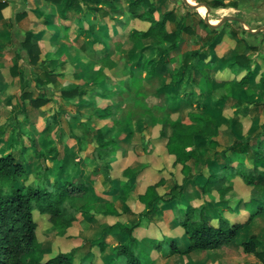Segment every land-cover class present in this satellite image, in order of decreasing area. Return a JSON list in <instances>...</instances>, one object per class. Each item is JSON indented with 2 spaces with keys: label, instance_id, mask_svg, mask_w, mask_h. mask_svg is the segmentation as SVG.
<instances>
[{
  "label": "rangeland",
  "instance_id": "obj_1",
  "mask_svg": "<svg viewBox=\"0 0 264 264\" xmlns=\"http://www.w3.org/2000/svg\"><path fill=\"white\" fill-rule=\"evenodd\" d=\"M155 1L159 11L173 9L177 21L181 19L187 28L182 32L178 50L172 52L176 61L167 63L168 69H172L177 65L181 52L195 49L205 41L209 31L203 20L205 7L188 6L183 0ZM188 1L194 3V0ZM196 1L208 7L210 20L217 21L221 16L234 15L250 21L244 27L256 29L264 25V0H234L237 1V7L217 8H211L207 4L209 0ZM110 2L88 14L80 22L82 28L73 25L68 34L60 38L54 34L61 21L59 10L54 13L55 4L50 0H28L26 10L19 9L12 16V22L7 21L3 25L0 56L4 55L2 53L7 56L3 60L0 57V154L12 152L16 157L21 155L28 170L25 182L36 180L34 173L41 165L36 151L46 157L52 147L55 148L56 158L43 160L50 168L49 179H54L58 166L62 165V175L81 180L94 162L80 167L75 163V158L80 156L89 159L92 137L97 129L105 137L116 138L123 147V153L110 162L112 176L119 179L124 167L145 165L135 180L134 190L123 193L124 199L118 197L119 191L113 192L109 188L103 166H100L98 178L92 183L93 192L97 195L96 205L102 207L103 202L114 201L118 207L126 209L118 217H104L92 209L87 213L77 211L70 226L56 228L51 225L47 215L35 212L36 234L43 256L46 258L58 252L73 250L76 262L82 259L84 263L91 264H121L123 258L114 256V246L125 240L121 232L114 230L104 237L107 246L103 252L95 245L101 239L105 224L120 220L126 224L138 222L134 235L140 240L146 254V264H261L253 255L243 253L240 243L248 235L256 234L261 238L259 248L264 249V215L251 220L234 242L218 249L167 255L164 243L159 250L154 247L152 240L171 238L182 247L187 241L172 210L163 215L149 213L139 216L142 204L138 201L137 193L146 184L164 177L166 182L159 188V191H163L172 179L179 180L181 176L180 166L173 165V156L167 154L164 148L165 139L158 137L159 125L152 124L151 120L165 113L173 119L184 117L187 107L196 110L200 106L197 101L188 106L184 100H170L162 88L165 74L149 77L137 66L140 57L154 54L152 46L155 39L131 40L130 28H145L147 24L130 18L126 10L127 0ZM42 14H50L49 20L45 21ZM77 15L75 10L67 12L64 22L73 23ZM111 15H119L122 22H129L123 27L121 21L111 19ZM104 23L108 27L107 32L98 29ZM90 25L97 27L95 32L91 31ZM174 26V22L167 24L168 29ZM113 27L117 28L115 32L112 31ZM244 27L234 19L225 20L216 27L220 33V43L215 46L217 55L222 49L225 52L222 59L218 57L221 65L234 60L239 54L253 57L255 62L254 66L251 63L254 73L249 83L245 86L233 85V96L242 101L241 104L233 105L236 101L233 99L218 104L210 94H206L209 111L216 118L218 148L229 145L235 137L264 132V88L257 85L255 78L264 74V29L250 33ZM28 30L33 31L30 41L38 50L35 64H29L27 54L21 47ZM248 44H252L254 49H250ZM41 60H46L52 81L38 88L35 73L41 70L37 66ZM14 63L26 73L27 82L10 74V67ZM130 70L134 73L132 76L129 75ZM98 72L104 74L99 86L106 88V93L95 90L94 84L90 82ZM217 77L230 78L232 75L226 69ZM77 85L84 89L83 93L69 98L62 96V88ZM214 85L215 91L219 93L221 83L215 81ZM106 105L111 106L112 115L96 117L95 111L102 110ZM196 149L200 161L190 163L195 170H201L205 175L217 165L214 163V150L202 142L197 143ZM203 178L200 177V180ZM231 184L232 189L226 193L225 203L212 210L232 221H244L249 210L243 206L242 200L251 194L256 196L264 193V187L250 188L238 177ZM204 198H215V194L200 195L194 188L178 206L197 205ZM84 202V199H76L73 205Z\"/></svg>",
  "mask_w": 264,
  "mask_h": 264
},
{
  "label": "trees",
  "instance_id": "obj_2",
  "mask_svg": "<svg viewBox=\"0 0 264 264\" xmlns=\"http://www.w3.org/2000/svg\"><path fill=\"white\" fill-rule=\"evenodd\" d=\"M59 7L60 22L56 26L54 34L57 38L65 36L73 25L80 28V22L95 11L103 8V4H110L111 0H50ZM207 4L211 8L220 6L237 7V1L209 0ZM6 5V0H0V9ZM112 8V7H111ZM114 9V8H113ZM75 10L78 15L73 23L67 24L66 13ZM126 10L132 20L145 22V28L132 27L129 30L131 40L154 38L152 46L154 54L137 60V66L152 77L161 73L166 80L162 88L167 92L170 100H184L188 106L197 101L196 110L187 107L184 117L171 118L168 113L161 117H153L152 124H158V137L165 139L164 148L167 154L173 156V165L180 166V179H172L166 190L159 191L166 179L160 177L157 181L148 183L137 193L138 201L142 204L139 216L149 213L163 215L172 210L173 217L183 230L187 243L182 247L176 240L166 238L163 241H154V247L161 249L165 244L167 255L187 254L194 251H209L221 248L234 242L242 229L254 218L264 215V193L249 195L243 199V206L249 210L244 221H232L227 217L212 210L213 207L225 203V195L232 189L231 181L238 177L250 188L264 187V132L242 138L235 137L225 146L219 147L217 136V123L215 115L209 111V103L206 94H210L216 103L222 104L227 99L236 100L233 96V85L245 86L249 83L254 73L251 63L253 57L242 54L236 55L231 62L221 65L214 50V45L220 40V33L215 28H208V35L197 48L181 52L177 65L168 69L167 63L176 61L172 52L177 51L183 31L186 27L182 20L177 21V15L173 9L159 11L155 0H127ZM53 12V10H52ZM55 13V9H54ZM45 21L50 14H42ZM111 19L120 24H127L129 20L122 22L119 15H111ZM201 22L202 19H200ZM174 22L175 26L168 29L167 24ZM91 31L97 27L90 25ZM108 31L106 24L98 29ZM117 28L113 27L115 32ZM33 34L28 30L21 43L25 50L29 64H35L38 50L30 41ZM250 49L253 46L248 45ZM222 59V58H221ZM264 61V57H263ZM41 69L35 73V84L38 88L47 86L52 81V75L46 65V60L39 61ZM227 69L232 77L218 78V73ZM10 74L18 76L22 82H27L26 73L17 68L14 63L10 67ZM133 71H129L132 76ZM256 75V74H254ZM104 77L98 72L90 82L93 88L106 93L107 89L99 86ZM255 77V76H254ZM257 85L264 88V74L255 77ZM221 83L219 93L215 90L214 82ZM62 96L65 98L80 95L84 89L78 85L72 88H62ZM242 101L237 99L233 105H239ZM163 110V109H161ZM102 112V113H101ZM96 117L105 118L112 115L110 105L102 110L97 109ZM112 122L115 121L112 119ZM198 142H202L214 150V163L208 173L202 174L201 170H195L190 161L199 162L196 149ZM46 157L36 151L41 165L35 171L36 180L25 182L28 176L22 157H16L12 152L0 154V264H91L83 260L75 261L73 250L58 252L55 255L44 257L41 245L36 234V221L34 213L45 214L53 227L66 228L75 219V213L80 211L87 213L90 209L107 217H118L126 211L120 208L114 201L103 202L102 207L96 205L97 195L93 192L92 183L98 178V170L102 165L109 188L113 192L119 191V198L124 199L123 193H130L135 188V180L141 173L144 164L139 167H124L120 172V178L112 176L111 160L123 153V147L114 137H105L101 130L97 129L92 137V149L89 159L78 156L75 163L80 167L93 161L94 165L79 181L62 175L63 166L59 165L53 180L49 179L50 168L43 162L45 158L55 159V148L50 149ZM96 162V163H95ZM204 176L203 180L200 177ZM196 188L200 195L215 194V198L202 199L197 205L187 204L179 207L178 203L186 200L187 194ZM76 199H84L85 202L78 206L73 205ZM138 222L132 224L123 223L120 220L106 223L102 229L101 239L96 242L100 252L107 246L104 237L114 230L121 232L125 240L114 246V256L123 258L121 264H146L145 252L141 248L140 240L134 235ZM261 238L256 234L248 235L240 243L245 254L253 255L261 264H264V249H260Z\"/></svg>",
  "mask_w": 264,
  "mask_h": 264
},
{
  "label": "crops",
  "instance_id": "obj_3",
  "mask_svg": "<svg viewBox=\"0 0 264 264\" xmlns=\"http://www.w3.org/2000/svg\"><path fill=\"white\" fill-rule=\"evenodd\" d=\"M28 0H7V2H6V5L4 6V7H2L1 9H0V48H3V45H2V40H1V34H3V31H4V28H3V25H5V23L7 22V21H9V22H12V16H14V13L16 12V11H18L19 9H21L22 10V8H25V10H26V8L28 7L27 6V2ZM32 2L34 1V0H31ZM220 7H222V6H220ZM224 7H233V6H224ZM54 9H55V11L56 10H59V7H58V5H56L55 4V6H54ZM24 10V9H23ZM231 16H234V15H231ZM222 17V16H221ZM220 17V18H221ZM237 17V16H236ZM219 18V19H220ZM240 18V17H239ZM218 19V20H219ZM244 20V19H243ZM210 21H213V22H215L214 20H210ZM245 22H246V24H250V21H248V20H244ZM239 22V21H238ZM256 22H258V20L256 21ZM255 22V23H256ZM209 26V25H208ZM261 26V25H260ZM209 27H211V26H209ZM259 27V26H258ZM257 27V28H258ZM212 28H215L216 29V27H212ZM220 42H217L215 45H214V50H215V52H216V49H215V46H217L218 44H219ZM248 45H251V46H253L252 44H248ZM223 50V49H222ZM220 51V55L218 56L217 55V52H216V55H217V57H219V59H221V58H223L224 57V55L223 54H225V52H223V51ZM2 54H4V55H2V57H1V60H3V59H5V57L7 56V54L6 53H2ZM231 62V61H230ZM254 64H255V62L253 63V65L252 66H254ZM251 68H253V67H251ZM226 70V69H225ZM224 71V70H223ZM222 71V72H223ZM0 72H1V69H0ZM229 72V71H228ZM221 73V72H220ZM219 74V73H218ZM229 74H230V72H229Z\"/></svg>",
  "mask_w": 264,
  "mask_h": 264
},
{
  "label": "water",
  "instance_id": "obj_4",
  "mask_svg": "<svg viewBox=\"0 0 264 264\" xmlns=\"http://www.w3.org/2000/svg\"><path fill=\"white\" fill-rule=\"evenodd\" d=\"M183 2L185 4H187L188 6H195V7H198L200 5L204 6L205 7V11L203 13V20L204 22L211 26V27H217L219 26L220 24H222L225 20H228V19H234V20H237L239 21V23L244 27L246 25V22L242 19V18H239V17H236V16H231V15H225V16H222L219 20L213 22V21H210V19L208 18V7L204 4V3H201L199 1H196L194 0V3H190L188 0H183ZM248 32L250 33H255V32H258L260 30H263L264 29V25H261L259 26L258 28L256 29H252V28H249V27H244Z\"/></svg>",
  "mask_w": 264,
  "mask_h": 264
},
{
  "label": "built area",
  "instance_id": "obj_5",
  "mask_svg": "<svg viewBox=\"0 0 264 264\" xmlns=\"http://www.w3.org/2000/svg\"><path fill=\"white\" fill-rule=\"evenodd\" d=\"M4 1V0H3Z\"/></svg>",
  "mask_w": 264,
  "mask_h": 264
}]
</instances>
